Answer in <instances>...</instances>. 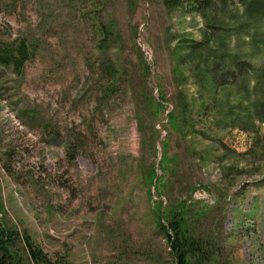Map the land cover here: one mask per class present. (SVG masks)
<instances>
[{
  "label": "rangeland",
  "instance_id": "1",
  "mask_svg": "<svg viewBox=\"0 0 264 264\" xmlns=\"http://www.w3.org/2000/svg\"><path fill=\"white\" fill-rule=\"evenodd\" d=\"M254 1L0 0V54L35 51L19 71L0 61V223L15 234L0 257L4 242L33 264L27 235L54 264H174L153 196L191 200L204 264H264ZM94 11L120 37L103 50Z\"/></svg>",
  "mask_w": 264,
  "mask_h": 264
},
{
  "label": "trees",
  "instance_id": "2",
  "mask_svg": "<svg viewBox=\"0 0 264 264\" xmlns=\"http://www.w3.org/2000/svg\"><path fill=\"white\" fill-rule=\"evenodd\" d=\"M94 1V0H93ZM218 1H224L228 3V0H164V4L169 9H177L179 7H183L186 2L192 3L193 11L205 12L210 11L213 6H215ZM234 1V0H232ZM241 1V0H240ZM258 2L264 4V0H255L252 4L254 7L257 6ZM258 7V6H257ZM92 22L95 26V39L99 42V47L101 50L102 44L106 42H114L119 37V33L116 29V25L113 22L105 23L101 18L100 14L94 13L91 17ZM215 44V42H219L218 38H215L214 41H211ZM35 51H30L25 47H20L17 51V55L12 61L11 54H0V61L3 65L13 64L15 66V70H20L21 67L27 62ZM235 60L234 56L227 61V65L231 67L234 66ZM238 68L241 71H250V68L240 66L237 64ZM108 69V66L106 67ZM110 82L113 81L114 75L112 73V69L110 70ZM173 116V115H172ZM161 180L158 181L160 183ZM156 183V189L159 190L161 184L158 185ZM154 208L153 213L156 217V224L159 229H161L166 235L168 244L172 249V254L174 258V264H195L194 261L197 260V263H205L206 256L208 253L201 247L199 241L189 234L190 232V221L188 218V212L192 205L190 201H183L174 207L165 206L163 201H153V196H150ZM0 237L2 239L13 240L14 233L10 231L7 226H4L0 223ZM4 240V241H5ZM27 246V253L29 259L33 264H54L51 257L45 253L40 247L36 246L31 240L29 236H25L24 238ZM3 256L0 257V264H16V262L11 261L12 258H15V252L11 251L3 242L1 246ZM204 261V262H203ZM70 264V263H64Z\"/></svg>",
  "mask_w": 264,
  "mask_h": 264
}]
</instances>
